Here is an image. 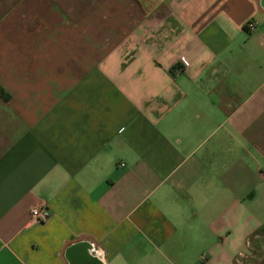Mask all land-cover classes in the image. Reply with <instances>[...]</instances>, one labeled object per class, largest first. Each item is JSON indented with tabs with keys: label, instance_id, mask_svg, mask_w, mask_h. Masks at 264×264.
<instances>
[{
	"label": "crops",
	"instance_id": "obj_1",
	"mask_svg": "<svg viewBox=\"0 0 264 264\" xmlns=\"http://www.w3.org/2000/svg\"><path fill=\"white\" fill-rule=\"evenodd\" d=\"M0 264H264L261 0H0Z\"/></svg>",
	"mask_w": 264,
	"mask_h": 264
},
{
	"label": "built area",
	"instance_id": "obj_2",
	"mask_svg": "<svg viewBox=\"0 0 264 264\" xmlns=\"http://www.w3.org/2000/svg\"><path fill=\"white\" fill-rule=\"evenodd\" d=\"M256 25V22L251 21L247 23L246 27L250 30H252ZM182 66L186 67L187 63L184 61V59L181 60ZM29 222L30 223H43L47 221L50 218L51 212L50 209L44 205V204H35L30 207L29 210Z\"/></svg>",
	"mask_w": 264,
	"mask_h": 264
},
{
	"label": "water",
	"instance_id": "obj_3",
	"mask_svg": "<svg viewBox=\"0 0 264 264\" xmlns=\"http://www.w3.org/2000/svg\"><path fill=\"white\" fill-rule=\"evenodd\" d=\"M261 5L264 8V0H261Z\"/></svg>",
	"mask_w": 264,
	"mask_h": 264
}]
</instances>
